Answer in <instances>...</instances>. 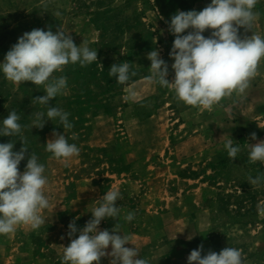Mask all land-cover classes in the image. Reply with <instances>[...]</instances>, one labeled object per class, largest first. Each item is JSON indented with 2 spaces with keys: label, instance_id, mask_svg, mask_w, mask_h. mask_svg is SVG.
Segmentation results:
<instances>
[{
  "label": "rangeland",
  "instance_id": "1",
  "mask_svg": "<svg viewBox=\"0 0 264 264\" xmlns=\"http://www.w3.org/2000/svg\"><path fill=\"white\" fill-rule=\"evenodd\" d=\"M97 1L0 0V63L24 32L36 28L55 32L61 27L70 32L77 46L84 41L98 51V61L93 62L98 69L128 61L135 72L109 94H104L102 82L87 76L92 71H87L89 65L82 67L80 80H75L81 74L74 70L79 63L54 73L67 77V88L50 101V106L70 113L69 117L78 115L73 114L76 106L70 102L86 89L102 96L105 101L101 103H108L83 114L85 129L74 126L56 131L65 132L69 143L80 149L79 156L65 161L45 151L46 141L53 138V131L46 129L58 121L49 120L42 129H31L32 113L46 112L44 106L32 103L34 97L45 94L43 86L14 84L0 71V126L13 110L22 125L21 135L0 136V143L14 139L13 150L19 151L20 139L26 140L29 154L35 153L45 166L48 183L44 192L49 199V207L40 213L46 222L39 229L20 225L13 233L0 235V264H58L64 246L70 243L69 223L79 217L75 223L81 222L77 228H83L99 205L98 199L109 190L122 194L116 202L121 211L115 220H103L100 230L111 231L118 223L121 233L130 237L132 245L126 246L136 247L149 264H187L190 252L201 244L202 255L208 250L219 253L229 246L242 251L245 264H264V185L253 186L248 179L264 173V164L247 158V143L256 142L250 135L255 133L257 140H264V59L245 93L233 92L210 110L186 105L171 89L149 79L151 62L147 54L154 49L169 65V81L174 76L169 52L175 37L169 33L168 23L181 10L173 4L175 0H116L119 6L130 3L123 7V17L136 11L151 31L143 50L126 47V42L138 38V32L108 44L112 34L103 36L90 22L88 13L99 9ZM184 1L197 11L211 3ZM254 11L258 17L252 32L264 37V0H259ZM210 31H205V37ZM239 34L243 38L252 33H245L241 27ZM73 133L75 140L71 139ZM230 138L241 149L233 161L224 148ZM26 164L27 157L19 165L21 172ZM242 185L253 192L250 201L254 204L245 203L241 215L236 214L235 206H229V211L221 209L218 195H238ZM130 212L134 219L127 221L124 217ZM109 262L110 257H104L100 264Z\"/></svg>",
  "mask_w": 264,
  "mask_h": 264
},
{
  "label": "clouds",
  "instance_id": "2",
  "mask_svg": "<svg viewBox=\"0 0 264 264\" xmlns=\"http://www.w3.org/2000/svg\"><path fill=\"white\" fill-rule=\"evenodd\" d=\"M259 0H211L202 10L177 12L171 16L168 31L175 39L169 58L174 61L171 68L174 76L171 81L169 65L161 58L160 51L154 49L147 54L150 60L149 79L161 87L171 89L175 98L186 105L211 109L222 98L235 92L245 93L250 81L257 74L258 64L264 59V37L252 32L258 13L254 11ZM45 7L47 4L45 3ZM56 16L60 13L56 12ZM250 36L243 38L240 28ZM210 35L205 37V31ZM187 33V34H185ZM98 61V51L91 49L86 42L77 46L70 35L61 27L53 32L50 28H41L24 32L5 54L0 63V71L6 80L14 84L31 82L43 86L44 95L34 97L32 103L46 108L45 111L32 113V127L42 129L47 121H58L63 129L74 125L69 121L70 113L50 101L64 93L67 77L54 73L63 72L64 66L77 64L81 67ZM131 63H114L109 69V76L119 84H125L130 76ZM20 116L15 110L2 120L0 136L17 137L22 133ZM52 139L46 141L45 151L56 159L65 161L79 156L80 149L75 143H69L64 134L55 130ZM72 140L77 139L73 133ZM247 143L248 161L264 164V140H257L256 134L250 135ZM22 147L14 151L15 140L0 143V235L13 233L17 226L39 229L46 221L40 214L49 207V199L44 189L48 183L44 175L45 166L38 162L35 153L29 154L26 140L20 139ZM228 157L233 161L241 149L232 138L224 143ZM27 157L23 172L21 161ZM253 186L264 185V173L255 178L249 176ZM118 190H109L98 201L99 205L91 212V218L83 228L78 229L76 217L68 225L70 243L64 246L63 264H100L101 259L110 257L109 264H149L141 258L136 247H127L130 237L120 231L118 223L111 231L100 230L99 225L105 219L115 220L121 209L117 201L122 199ZM125 220L134 219V213H128ZM193 236L188 237L192 239ZM132 245V244H131ZM111 247V251L107 249ZM204 251L203 244L192 250L187 257V264H245L242 251L234 247H225L219 253Z\"/></svg>",
  "mask_w": 264,
  "mask_h": 264
},
{
  "label": "trees",
  "instance_id": "3",
  "mask_svg": "<svg viewBox=\"0 0 264 264\" xmlns=\"http://www.w3.org/2000/svg\"><path fill=\"white\" fill-rule=\"evenodd\" d=\"M173 4H176L177 6L176 8H180L181 11L191 10L189 3H187L184 0H177V1L175 0ZM125 5H127L128 7L130 5L129 1H125L123 5L119 6L116 5V0H98L96 6H99V9H96L91 14L88 13L89 16L92 17L90 22L95 26V28L98 31H101L103 33V36L104 34L105 36H108L107 32L112 34L111 36L113 38H111V41L108 44L113 43L115 40L116 41L120 40L122 35L125 34L128 35L131 32H138L139 33L138 38L134 41H132L131 39L128 42H126V47L129 50L146 49L145 48L146 41L150 39V37L152 36L151 31L146 26H144V24L141 21L140 15L136 11H134L132 15H130L129 17H123L124 14L123 10L125 9L123 7H125ZM139 27H142V29L140 30ZM138 39L139 41L141 40L139 43L140 45L136 46V41ZM115 48L117 49L118 47L116 46ZM97 66L98 65L96 63L90 64L88 66L89 69H87V71L90 69H92V71H90L89 75L87 73V76L91 77L95 81L98 80L100 81V83L102 82L104 84L106 88L104 94H109L113 90L120 88L121 84L117 83L115 78L109 76V69H110L109 67L105 66V68L98 69ZM82 69L83 68L81 66H78L77 68L74 69L76 74H81V77L78 78L76 76L75 80H80L81 78H83L81 72ZM97 89H101V88H97ZM103 101L105 100H102V96L98 97L97 95L94 94L93 91H89L88 89H86L82 95H77L75 99L72 102H70V105L76 106L75 110L77 113H75V110L72 109L74 112L73 114H78V115L70 116L69 121L75 127H81V130L85 129L86 128L85 124L87 122L86 119L83 118V114L89 112V110L93 107H97L105 103L108 104L107 101L101 103ZM46 130L63 131L64 129L63 126L58 122L57 124L48 127ZM241 189H242L241 193H239L238 195L229 194V193L219 194L217 200L219 201V204L222 207L221 209L225 211H229L228 210L229 206H235V209H237L236 214L241 215L240 211L242 209V206L245 205V203L253 205L254 203L250 201L253 192H251V190L248 189L245 185H242ZM250 209H253V206ZM80 223L81 222H76V226L80 225ZM58 264H63V261L58 260Z\"/></svg>",
  "mask_w": 264,
  "mask_h": 264
}]
</instances>
